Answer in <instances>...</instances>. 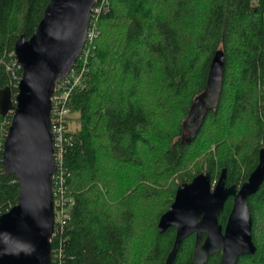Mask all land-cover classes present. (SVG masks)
Here are the masks:
<instances>
[{
	"label": "trees",
	"instance_id": "obj_1",
	"mask_svg": "<svg viewBox=\"0 0 264 264\" xmlns=\"http://www.w3.org/2000/svg\"><path fill=\"white\" fill-rule=\"evenodd\" d=\"M49 2L0 0V89L18 92L8 68L16 42L33 36ZM97 7V36L77 61L86 71L69 102L73 140L64 165L75 204L52 239L53 264H165L176 228L160 233L158 225L178 187L203 171L216 185L224 169L227 185L241 186L259 163L264 0H98ZM218 49L226 54L219 107L183 145V122ZM11 121L12 113H0V215L20 194L17 177L3 169ZM248 201L257 251L237 264H264V183ZM232 207L230 197L223 226ZM195 245V235L186 238L173 264H195ZM220 260L216 253L206 264Z\"/></svg>",
	"mask_w": 264,
	"mask_h": 264
},
{
	"label": "water",
	"instance_id": "obj_2",
	"mask_svg": "<svg viewBox=\"0 0 264 264\" xmlns=\"http://www.w3.org/2000/svg\"><path fill=\"white\" fill-rule=\"evenodd\" d=\"M97 2L50 0L33 36L22 35L16 42L22 79L15 95L10 86L0 89V113H12L3 146V169L6 176L17 177L20 194L18 203L0 216V264H53L56 161L52 98L84 50ZM225 66V51L218 49L205 89L195 97L183 122V145L196 139L208 113L219 107ZM263 183L264 147L257 167L241 186L227 185L226 169L215 186L208 171L181 184L158 225L160 233L176 228L165 264H173L182 243L192 234H196L195 264H206L216 253L222 254L219 264H237L241 256L256 253L248 200ZM230 197L233 207L224 227L219 217Z\"/></svg>",
	"mask_w": 264,
	"mask_h": 264
},
{
	"label": "built area",
	"instance_id": "obj_3",
	"mask_svg": "<svg viewBox=\"0 0 264 264\" xmlns=\"http://www.w3.org/2000/svg\"><path fill=\"white\" fill-rule=\"evenodd\" d=\"M99 7L94 8V13L99 12ZM93 19L91 20L92 24ZM87 35V42L93 40L97 36L96 26H91ZM86 42V44H87ZM85 48V47H84ZM83 53V52H82ZM15 54V52H14ZM82 57H79V59ZM77 64V63H76ZM12 70V87L19 88L22 76L18 75L16 71L23 69L22 65L15 60L10 67ZM86 71L85 67L81 69L76 68V65L71 72L65 77L60 83H58L55 93L53 95V106H52V131L55 139V161H56V173L54 176V204H55V233L59 228H63L68 220L71 218V211L75 204L74 198L68 195L67 189V173L64 158L68 146L73 140L71 134V126L69 117L71 115L69 102L73 95L74 90L81 84L83 75ZM1 216V215H0ZM53 236V237H54ZM58 249H56V253ZM53 256V254H52Z\"/></svg>",
	"mask_w": 264,
	"mask_h": 264
},
{
	"label": "rangeland",
	"instance_id": "obj_4",
	"mask_svg": "<svg viewBox=\"0 0 264 264\" xmlns=\"http://www.w3.org/2000/svg\"><path fill=\"white\" fill-rule=\"evenodd\" d=\"M77 125H78V124H77L76 122H74V121L72 122V127H73V128L78 127ZM191 166L193 167V165H191ZM213 186H215V185H213Z\"/></svg>",
	"mask_w": 264,
	"mask_h": 264
},
{
	"label": "flooded vegetation",
	"instance_id": "obj_5",
	"mask_svg": "<svg viewBox=\"0 0 264 264\" xmlns=\"http://www.w3.org/2000/svg\"><path fill=\"white\" fill-rule=\"evenodd\" d=\"M225 227V226H224ZM192 235H195V237H196V234H192ZM204 237V238H203ZM205 237H206V235L205 234H202V240H204L205 239ZM221 254V253H220ZM222 255V254H221Z\"/></svg>",
	"mask_w": 264,
	"mask_h": 264
}]
</instances>
